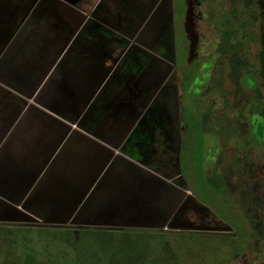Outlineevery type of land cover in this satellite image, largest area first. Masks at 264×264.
Masks as SVG:
<instances>
[{"label": "rangeland", "instance_id": "1", "mask_svg": "<svg viewBox=\"0 0 264 264\" xmlns=\"http://www.w3.org/2000/svg\"><path fill=\"white\" fill-rule=\"evenodd\" d=\"M62 1L68 10L75 3ZM83 3L85 7L79 9L85 19L99 20L100 35H108L110 42L91 49L93 43L84 41L86 61L91 52L95 64L107 59L105 53L111 47L114 54L104 70L77 73L80 82L84 76V82L93 86L87 94L83 88L84 101L79 104H74L75 92L69 89L65 111L82 107L83 112L103 116L116 112L126 101L125 110L135 114L131 126L148 127L150 115L158 114L160 126L180 129L185 143L183 177L190 188L186 194L196 202L190 220L196 226L86 227L50 225L41 219L0 222V264H165L159 253L166 239L171 264H264V133L263 126V134L253 127L260 117L258 109H263L264 116V0H187V9L185 0H159L147 8L146 17L122 4L115 5L114 11L111 7L117 18L122 17L120 10L126 12V24L101 21L94 7L86 6H92L93 0ZM58 8L52 9V15L58 14ZM98 9L102 16L107 8ZM189 11L197 37L192 59L189 33L184 30ZM157 17L159 41L153 29ZM185 57L192 64L186 68L189 80L183 85ZM124 58L131 72L120 66ZM140 67L158 69V79L149 87L145 72L139 76L134 70ZM124 81L128 86L121 85ZM93 90L99 100L91 103L87 96ZM114 122L119 126L118 120ZM73 124L81 126V121ZM189 141L192 146L187 149ZM44 229H68L69 240L82 241L81 254H69L71 243L62 241L65 237L52 242L39 232V239L36 232ZM92 231H105L114 238L99 241L89 236ZM126 233L131 235L120 237ZM142 234L148 236H134ZM54 244L55 249L59 246L56 254ZM34 247L36 252L26 262L23 252Z\"/></svg>", "mask_w": 264, "mask_h": 264}, {"label": "crops", "instance_id": "2", "mask_svg": "<svg viewBox=\"0 0 264 264\" xmlns=\"http://www.w3.org/2000/svg\"><path fill=\"white\" fill-rule=\"evenodd\" d=\"M74 2L70 11L62 0L59 4L0 0V222L41 219L50 225L86 227L196 226L190 220L196 202L186 194L190 188L183 177L185 143L180 129L160 126L158 114L150 115L148 127L131 126L135 114L125 110L126 101L118 107L123 111L112 113L116 115H91L82 107L65 111L69 89L75 92L74 104H79L84 101L83 88L87 94L93 86L84 82V76L80 82L77 73L104 70L114 54L111 47L103 63H94V52L86 61L84 41L93 43L91 49L110 42L108 35H100L99 20L85 19L79 9L85 7L83 0ZM158 3L93 0L92 6H86L94 7L101 21L126 24V12L120 10L121 18L113 15L115 5L140 10L145 16L147 8ZM97 7L107 8L102 16ZM53 8L59 9L58 14L52 15ZM153 29L159 41L158 17ZM120 66L133 70L125 58ZM144 68L134 70L139 76L145 72L149 87L158 79V69ZM94 93L87 96L91 103L99 100ZM78 120L81 126H73Z\"/></svg>", "mask_w": 264, "mask_h": 264}, {"label": "trees", "instance_id": "3", "mask_svg": "<svg viewBox=\"0 0 264 264\" xmlns=\"http://www.w3.org/2000/svg\"><path fill=\"white\" fill-rule=\"evenodd\" d=\"M186 2V1H185ZM184 30L186 31V27H185V24H184ZM186 33H187V31H186ZM189 48H190V42H189ZM203 55H201V57H202ZM187 57H188V55H187ZM187 57H185V59H184V61H183V64H182V71L184 72V81H183V85L185 84V82H187L188 80H189V76L187 75L188 74V71H187V69L186 68H188V66H191V64L192 63H189V62H187L186 61V58ZM203 58V57H202ZM202 58H200V56H199V58H198V60H202ZM257 113H260V116L262 117V119H263V121H264V116H262L263 114V109H258L257 111H256ZM256 121H257V119H256ZM257 126V122H255V121H253V127L255 128ZM185 130H187L186 128H185ZM188 131V130H187ZM186 131V132H187ZM263 140V139H262ZM189 145L187 144V149H189L191 146H192V142H190L189 141ZM187 153H188V150H187ZM243 219V218H242ZM248 223V222H247ZM244 224V223H243ZM247 225L246 224H244V227H246ZM42 230H38V232H36V233H38V234H36V235H38L39 236V234L41 233H44L45 235V240H47V239H55V240H61L60 238L62 237H65V240H62V241H69L71 244L70 245H68V247H67V249L69 250V254L71 255V254H76V256L77 255H80L81 253H80V249H79V247L78 246H80V244H82V241H76V240H69L68 239V229H44V231H42ZM40 232V233H39ZM93 233H90L89 234V236L91 237V236H94V238L96 239V240H99V241H101V240H108V239H111V238H114V235H112L111 233H108V232H105V231H101V232H99V231H92ZM40 234V235H41ZM128 235H131V234H128V233H126L125 235H120V237H122V236H128ZM118 236V235H117ZM134 236H148V235H144V234H142V235H134ZM109 237H111V238H109ZM119 237V240L121 239ZM38 238V237H37ZM39 239H42V236H39ZM67 239V240H66ZM85 240V239H84ZM115 240V239H114ZM116 240H118V238L116 239ZM50 241V240H49ZM52 242H53V240H52ZM64 244V243H63ZM165 244H166V246H164L165 248H162V253H159V258L162 260V258L164 259V261L166 262L165 264H171V261H169L168 259L169 258H171L172 256H168L167 255V251H168V253H169V250H167L168 248H167V239H166V241H165ZM34 246V245H33ZM47 246V243H46V245L44 244V246H42V244H40V248H42V247H46ZM55 246V244L53 245V247ZM59 246L56 244V249H55V247L53 248V250L52 251H54V254H56L57 253V250H59V248H58ZM34 252H36V250H35V247L34 248H29L27 251H24L23 252V254H24V256H25V258H26V262H28L27 260H28V258H27V256L29 257L32 253H34ZM59 252V251H58ZM81 252H82V249H81ZM53 253H50V255L51 256H53L54 255ZM59 255H60V258H61V254H60V252L58 253ZM162 254V255H161ZM250 255V254H249ZM247 256L248 258L250 257V256ZM166 258H167V260H166ZM58 263H59V261H57ZM66 262V261H65ZM28 264V263H27ZM157 264H159L158 262H157Z\"/></svg>", "mask_w": 264, "mask_h": 264}, {"label": "water", "instance_id": "4", "mask_svg": "<svg viewBox=\"0 0 264 264\" xmlns=\"http://www.w3.org/2000/svg\"><path fill=\"white\" fill-rule=\"evenodd\" d=\"M192 16L190 14V11L188 12V15H187V22H186V31L189 33V37H190V59H192L194 57V54H195V50H196V45H197V37L196 35L194 34L193 32V25L192 24ZM257 129L259 127V125L261 123H263V119L262 117H259L258 118V121H257ZM261 132V130H259Z\"/></svg>", "mask_w": 264, "mask_h": 264}, {"label": "flooded vegetation", "instance_id": "5", "mask_svg": "<svg viewBox=\"0 0 264 264\" xmlns=\"http://www.w3.org/2000/svg\"><path fill=\"white\" fill-rule=\"evenodd\" d=\"M186 1V9L188 8V4H187V0H185ZM261 117V116H260ZM257 119V121H258V118H256ZM256 121V122H257ZM263 126V127H262ZM262 127V130H263V133H264V121H263V123H261L260 125H259V127H258V129H257V127H255V129H256V131H259L260 130V128ZM262 133V132H261ZM262 133V134H263Z\"/></svg>", "mask_w": 264, "mask_h": 264}]
</instances>
